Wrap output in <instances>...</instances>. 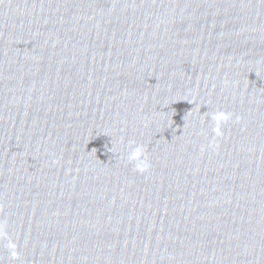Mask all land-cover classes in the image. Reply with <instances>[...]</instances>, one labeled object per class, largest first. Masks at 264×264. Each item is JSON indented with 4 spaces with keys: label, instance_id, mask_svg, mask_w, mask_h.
Listing matches in <instances>:
<instances>
[{
    "label": "water",
    "instance_id": "water-1",
    "mask_svg": "<svg viewBox=\"0 0 264 264\" xmlns=\"http://www.w3.org/2000/svg\"><path fill=\"white\" fill-rule=\"evenodd\" d=\"M0 264H264V0H0Z\"/></svg>",
    "mask_w": 264,
    "mask_h": 264
},
{
    "label": "clouds",
    "instance_id": "clouds-1",
    "mask_svg": "<svg viewBox=\"0 0 264 264\" xmlns=\"http://www.w3.org/2000/svg\"><path fill=\"white\" fill-rule=\"evenodd\" d=\"M143 150L140 146H137L130 154L129 159L134 161H140L136 164V169L140 172L146 171L148 165L146 161H141Z\"/></svg>",
    "mask_w": 264,
    "mask_h": 264
}]
</instances>
